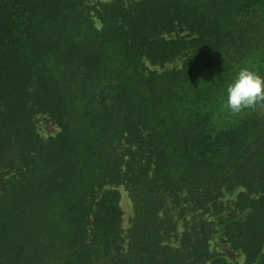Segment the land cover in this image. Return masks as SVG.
<instances>
[{
	"label": "trees",
	"instance_id": "trees-1",
	"mask_svg": "<svg viewBox=\"0 0 264 264\" xmlns=\"http://www.w3.org/2000/svg\"><path fill=\"white\" fill-rule=\"evenodd\" d=\"M90 1L0 0V264H264V0Z\"/></svg>",
	"mask_w": 264,
	"mask_h": 264
},
{
	"label": "clouds",
	"instance_id": "clouds-1",
	"mask_svg": "<svg viewBox=\"0 0 264 264\" xmlns=\"http://www.w3.org/2000/svg\"><path fill=\"white\" fill-rule=\"evenodd\" d=\"M259 105H264V77L243 68L227 85L224 107L233 115H237Z\"/></svg>",
	"mask_w": 264,
	"mask_h": 264
},
{
	"label": "rangeland",
	"instance_id": "rangeland-1",
	"mask_svg": "<svg viewBox=\"0 0 264 264\" xmlns=\"http://www.w3.org/2000/svg\"><path fill=\"white\" fill-rule=\"evenodd\" d=\"M111 0H91L90 4H93L95 2H109ZM180 64L179 61H176L172 64H165L163 66H156V65H148L149 69H157V70H162V69H170L173 67H176ZM36 127L39 132V134L42 137H48V136H53L57 132V128L55 125H53L48 118L45 116H38L36 119ZM117 189L120 192V207L122 210V228L124 231V235L127 232V230L130 227V220L132 218V206L130 203V200L128 198L127 192L125 189L121 186L117 187ZM239 193V190H236L232 193H226L225 196L222 198L224 202H230L234 200ZM182 220L180 221V224ZM181 230V228L179 229ZM214 241L211 242L212 248L216 250V252L220 255H223V257L231 263L238 262L239 264L242 263V258L239 256V252L234 250L229 246L227 243H222L219 241V238H217V241L213 243ZM214 244V245H213Z\"/></svg>",
	"mask_w": 264,
	"mask_h": 264
}]
</instances>
